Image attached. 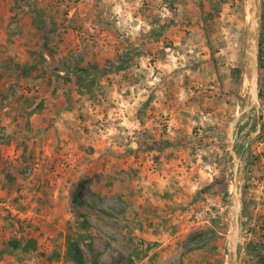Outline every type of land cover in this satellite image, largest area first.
I'll return each instance as SVG.
<instances>
[{"label":"rangeland","instance_id":"obj_1","mask_svg":"<svg viewBox=\"0 0 264 264\" xmlns=\"http://www.w3.org/2000/svg\"><path fill=\"white\" fill-rule=\"evenodd\" d=\"M248 19L247 0H0V264H72L69 232L86 264H227ZM236 149L240 264H264V121Z\"/></svg>","mask_w":264,"mask_h":264},{"label":"water","instance_id":"obj_2","mask_svg":"<svg viewBox=\"0 0 264 264\" xmlns=\"http://www.w3.org/2000/svg\"><path fill=\"white\" fill-rule=\"evenodd\" d=\"M249 19L245 29L244 59L242 67V83L245 84V92L242 98V105L229 123L228 152L232 157V206L229 213H233L235 222L230 221L226 250L227 264H240L243 256L244 241L241 237L242 228V183L243 165L242 159L236 149L237 137L245 133L250 126L246 125L239 130L242 118L251 110L258 119L257 127L249 131V136L254 138L261 130L264 121V108L260 101L259 94V34L261 23L260 0H247Z\"/></svg>","mask_w":264,"mask_h":264},{"label":"trees","instance_id":"obj_3","mask_svg":"<svg viewBox=\"0 0 264 264\" xmlns=\"http://www.w3.org/2000/svg\"><path fill=\"white\" fill-rule=\"evenodd\" d=\"M261 45V39L259 41V46ZM261 50L259 48V66L260 68L263 67V63L261 61ZM21 72L24 74L30 73L32 67L34 68L35 65L33 66H20ZM99 71V70H98ZM78 73H80L81 78H87V86H91L96 78V74L90 73L86 68H78ZM93 74V76H91ZM231 76L236 80L237 83H242V67L241 66H236L231 68ZM259 94L261 95V91L259 88ZM84 205V202H80L76 197L74 200V203ZM77 213V222L80 226L81 229H88L90 226V222L88 219L85 217V214L82 213L80 210L76 211ZM81 238V234L79 233L78 235L74 236L71 232L67 233L66 235V248H65V253L64 257L67 261L71 262L72 264H86L84 261L81 249L79 247V240ZM10 244H12L13 248L19 247L20 241L18 239H12L10 240ZM23 249L27 250L29 248L35 249L36 248V241L35 239L31 238L27 240L24 245H21ZM92 264H98V261L94 259L92 261Z\"/></svg>","mask_w":264,"mask_h":264},{"label":"flooded vegetation","instance_id":"obj_4","mask_svg":"<svg viewBox=\"0 0 264 264\" xmlns=\"http://www.w3.org/2000/svg\"><path fill=\"white\" fill-rule=\"evenodd\" d=\"M257 123H258V120H257ZM257 123H256L255 128L257 127ZM262 124H263V123H262ZM243 128H244V127H242V129H243ZM242 129H241V130H242ZM253 129H254V128H253ZM253 129L249 127V129H248L245 133H243V134H240V133H239V135H240V136H246L249 140H251V139H253V138H251V137L249 136V131H251V130H253ZM261 129H262V127H261ZM257 135H258V134H257ZM257 135H256V136H257Z\"/></svg>","mask_w":264,"mask_h":264},{"label":"bare ground","instance_id":"obj_5","mask_svg":"<svg viewBox=\"0 0 264 264\" xmlns=\"http://www.w3.org/2000/svg\"><path fill=\"white\" fill-rule=\"evenodd\" d=\"M232 216V222L234 223L235 222V220H234V215H231Z\"/></svg>","mask_w":264,"mask_h":264}]
</instances>
